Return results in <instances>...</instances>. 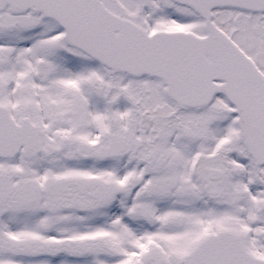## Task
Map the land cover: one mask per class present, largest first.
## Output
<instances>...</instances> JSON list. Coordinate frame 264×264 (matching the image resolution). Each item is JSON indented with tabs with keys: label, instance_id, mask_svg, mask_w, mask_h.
Listing matches in <instances>:
<instances>
[{
	"label": "snow or ice",
	"instance_id": "6c2138e0",
	"mask_svg": "<svg viewBox=\"0 0 264 264\" xmlns=\"http://www.w3.org/2000/svg\"><path fill=\"white\" fill-rule=\"evenodd\" d=\"M0 264H264V0H0Z\"/></svg>",
	"mask_w": 264,
	"mask_h": 264
}]
</instances>
